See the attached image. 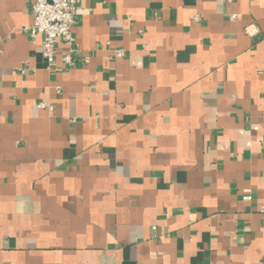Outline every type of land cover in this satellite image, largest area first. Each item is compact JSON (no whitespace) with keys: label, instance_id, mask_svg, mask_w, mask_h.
I'll return each instance as SVG.
<instances>
[{"label":"crops","instance_id":"obj_1","mask_svg":"<svg viewBox=\"0 0 264 264\" xmlns=\"http://www.w3.org/2000/svg\"><path fill=\"white\" fill-rule=\"evenodd\" d=\"M32 1L0 0V264H264V0H81L75 67Z\"/></svg>","mask_w":264,"mask_h":264},{"label":"built area","instance_id":"obj_2","mask_svg":"<svg viewBox=\"0 0 264 264\" xmlns=\"http://www.w3.org/2000/svg\"><path fill=\"white\" fill-rule=\"evenodd\" d=\"M81 0H33L31 4L33 22L24 28L27 35L36 38L43 37V55L50 65L54 64L57 57L58 43L63 40L66 50L63 55V62L66 67H75L79 63L88 62L85 57L82 61L77 57L80 47L77 43L74 28L77 23L76 9ZM234 16V15H233ZM195 21H200L201 16L196 15ZM126 51L122 48H114L112 56L122 58ZM58 94L62 92L60 86L56 87ZM41 108L47 107L53 110L50 103L41 102ZM250 199V196L245 197ZM264 217V207L261 208Z\"/></svg>","mask_w":264,"mask_h":264}]
</instances>
